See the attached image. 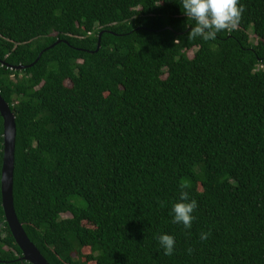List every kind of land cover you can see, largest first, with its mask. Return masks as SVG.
Masks as SVG:
<instances>
[{"label": "trees", "instance_id": "trees-1", "mask_svg": "<svg viewBox=\"0 0 264 264\" xmlns=\"http://www.w3.org/2000/svg\"><path fill=\"white\" fill-rule=\"evenodd\" d=\"M240 3L206 42L181 0H0L13 203L49 264H264V0ZM1 202L0 264H30Z\"/></svg>", "mask_w": 264, "mask_h": 264}, {"label": "clouds", "instance_id": "clouds-1", "mask_svg": "<svg viewBox=\"0 0 264 264\" xmlns=\"http://www.w3.org/2000/svg\"><path fill=\"white\" fill-rule=\"evenodd\" d=\"M183 13L188 20L195 22L191 26L188 38H201L204 41L216 40L217 34L235 27L239 22L244 8L240 0H181ZM182 190L178 202L172 205L171 213L173 223L182 224L185 229H191L195 219L194 212L198 208V202L191 199L189 192ZM200 238L206 240L207 233H201ZM164 255L172 256L175 251V237L169 234H161L156 237Z\"/></svg>", "mask_w": 264, "mask_h": 264}, {"label": "water", "instance_id": "water-1", "mask_svg": "<svg viewBox=\"0 0 264 264\" xmlns=\"http://www.w3.org/2000/svg\"><path fill=\"white\" fill-rule=\"evenodd\" d=\"M99 46L100 44L98 43L97 50L99 49ZM17 69H20V67ZM0 116L3 119V160L0 177V190L2 198L1 206L4 212V217L16 244L22 252V259L30 264H49L35 245L29 240L15 212L13 203V177L16 124L13 113L1 95Z\"/></svg>", "mask_w": 264, "mask_h": 264}, {"label": "rangeland", "instance_id": "rangeland-1", "mask_svg": "<svg viewBox=\"0 0 264 264\" xmlns=\"http://www.w3.org/2000/svg\"><path fill=\"white\" fill-rule=\"evenodd\" d=\"M253 37H254V36L251 35V38H253ZM190 56H191V55H190ZM83 225H85V226H87V227L95 228L94 224L84 223ZM84 252H85V253H88L89 250H88V249H85ZM91 264H93V263H91Z\"/></svg>", "mask_w": 264, "mask_h": 264}]
</instances>
